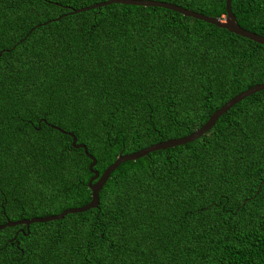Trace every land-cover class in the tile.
<instances>
[{"label": "trees", "instance_id": "16d2710c", "mask_svg": "<svg viewBox=\"0 0 264 264\" xmlns=\"http://www.w3.org/2000/svg\"><path fill=\"white\" fill-rule=\"evenodd\" d=\"M0 0V224L90 200L117 158L184 137L264 83V46L157 8ZM225 17V0H144ZM264 37V0H231ZM57 127L64 133L51 128ZM0 264H264V90L199 138L126 161L98 206L0 230Z\"/></svg>", "mask_w": 264, "mask_h": 264}, {"label": "water", "instance_id": "95a60500", "mask_svg": "<svg viewBox=\"0 0 264 264\" xmlns=\"http://www.w3.org/2000/svg\"><path fill=\"white\" fill-rule=\"evenodd\" d=\"M230 2L231 0L224 1L225 17H223L222 19L206 17L201 14L183 9L181 7H178V6L169 4V3H162L158 1H144V0H105L101 3L93 4L89 7H83V8H79L75 10L70 9L69 13L77 14V13L85 12V11H88L94 8H101L103 6H108L110 4H121V5L142 6V7H157V8H162V9H166V10L178 13L184 17H189V18L201 21L203 23L213 25L220 29H224L231 34L247 39L258 45L264 46V37L250 33L240 28L236 24L234 16L232 15L231 10H230ZM262 90H264V83L254 85L251 88L232 97L226 103H224L219 109L213 112L208 117L207 121L201 127H199L198 129H196L195 131H193L192 133L184 137H180L177 139H170V140H166L163 142H158V143L152 144L148 147H145L143 149H140L130 154L118 155L117 158L100 175L96 171L93 170V167L95 165V160L91 155L87 153L86 147L81 144H76L75 137L71 133H66L71 138L70 146L73 149H81L84 155L90 160V164L88 165V171L90 172L91 177L89 178L86 184L87 189L90 191L89 202L82 207L65 209L57 215H49L45 217H33L31 219H21L18 221L6 220L3 224H0V230L4 228L20 226V225H23L25 228H27L30 224H33V223H45V222L57 221V220H61L68 214L82 213L90 209H96L98 206V192L101 190L102 186L108 179V176L110 175V173L114 171L119 166V164L126 162V161H135L139 158L146 156L147 154L151 152L158 151V150H165V149L172 148V147L179 146V145H184L188 142H191L199 138L200 136L205 134L207 131H209L210 128L216 122V120L221 115H223L226 111H228L233 105L237 104L239 101H241L245 97L250 96ZM51 128L59 131L60 133H64L62 130L58 129L57 127L51 126Z\"/></svg>", "mask_w": 264, "mask_h": 264}]
</instances>
